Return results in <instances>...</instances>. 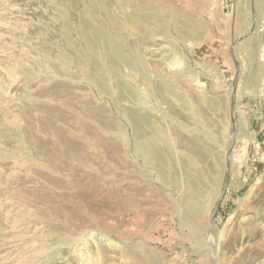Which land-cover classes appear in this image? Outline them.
Segmentation results:
<instances>
[{"label": "rangeland", "instance_id": "1", "mask_svg": "<svg viewBox=\"0 0 264 264\" xmlns=\"http://www.w3.org/2000/svg\"><path fill=\"white\" fill-rule=\"evenodd\" d=\"M0 264H264V0H0Z\"/></svg>", "mask_w": 264, "mask_h": 264}, {"label": "bare ground", "instance_id": "2", "mask_svg": "<svg viewBox=\"0 0 264 264\" xmlns=\"http://www.w3.org/2000/svg\"><path fill=\"white\" fill-rule=\"evenodd\" d=\"M95 30H96V29H95ZM91 31H92V29H91ZM97 31H98V30H97ZM104 41H105V40H104ZM110 44H111V43H110ZM110 47H112V46H110ZM113 47H114V46H113ZM119 56L122 57L121 55H119L118 52H116V57L119 58ZM258 96H259V95H258Z\"/></svg>", "mask_w": 264, "mask_h": 264}]
</instances>
